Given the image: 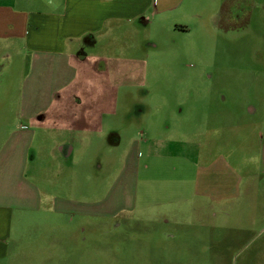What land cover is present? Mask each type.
<instances>
[{
  "label": "rangeland",
  "instance_id": "obj_1",
  "mask_svg": "<svg viewBox=\"0 0 264 264\" xmlns=\"http://www.w3.org/2000/svg\"><path fill=\"white\" fill-rule=\"evenodd\" d=\"M191 1L143 35L148 39L137 55L146 72L133 80L143 84L117 93L113 126L121 143L110 145L108 135L92 145L84 141L62 168L44 153L30 161L28 175L36 183L48 175L57 184L51 185L52 194L84 204L73 205L62 218L69 232L25 236L24 257L11 255L4 264H264V0L243 3L238 13L246 20L223 27L216 19L226 3L194 0L198 19ZM230 8L226 13L232 18ZM176 24L189 29L174 30ZM124 36L118 32L114 47L104 42L95 50L111 53L106 63L112 72L120 65L115 56L126 52L119 45ZM12 56L0 51L4 136L17 126L27 67L26 58ZM254 103L252 118L247 107ZM207 117L210 126L227 127L219 139L228 147L226 179L239 184L238 192L226 191L223 202L191 193L196 169L186 142ZM253 120L251 149L253 134L244 126ZM148 138L161 139L157 148L163 155L145 175L135 174L131 167L143 166L141 142ZM93 201L101 216H90L95 206L85 204ZM42 241L48 246L44 251L38 247ZM13 246L17 250V243Z\"/></svg>",
  "mask_w": 264,
  "mask_h": 264
},
{
  "label": "crops",
  "instance_id": "obj_2",
  "mask_svg": "<svg viewBox=\"0 0 264 264\" xmlns=\"http://www.w3.org/2000/svg\"><path fill=\"white\" fill-rule=\"evenodd\" d=\"M184 1L0 0V51L6 49L14 58L27 59L20 100L16 103L17 126L8 135L0 133V264L8 261L11 255L16 259L24 257L28 235L69 232L62 218L73 205L84 203L52 194L51 185L57 187V184L48 175L43 177L41 184L36 183L28 175L30 161L36 153H44L52 164L62 168L76 151L81 150L84 141L90 140L92 145L94 138L108 135L110 145L121 143L113 126L118 108L117 93L140 85L141 82L133 80L138 81L146 72L143 59L137 55L148 39L143 36L145 31L163 23ZM220 2L227 4L216 19L221 27L227 21L229 25L242 22L241 19L245 21L246 18L238 13L239 8L243 3L255 4V0ZM195 7L194 1L192 16L199 19ZM228 7H231L232 18L226 13ZM188 29L181 24L174 27L184 32ZM118 32L125 35L119 45L126 52L115 56L120 65L112 72L106 63L112 58L111 53L95 50L104 42L114 47ZM100 63L103 65L98 67ZM247 108L255 118V103ZM198 123L206 125L191 131V140L186 142L192 149L189 162L196 169L191 193L226 201L229 198L226 191L233 188L238 192L239 189V184L226 179L228 147L219 139L221 131L227 127L210 126L212 122L208 117L207 121L201 119ZM244 127L251 128L253 142L247 147L254 149L255 120ZM160 141L148 138L141 142L144 145L142 160H145L143 166L131 167L135 174L138 171L145 175L154 167L152 164H159V157L163 155L157 148ZM135 143L133 141L130 155ZM166 151L172 159L171 149ZM68 204L71 205L68 207ZM97 204L98 201L85 204L95 206L90 216H101ZM79 215L82 216L81 211ZM15 243L17 250L13 246ZM41 244L38 247L44 251L48 246L43 241Z\"/></svg>",
  "mask_w": 264,
  "mask_h": 264
}]
</instances>
